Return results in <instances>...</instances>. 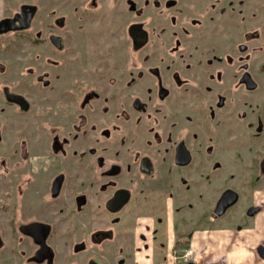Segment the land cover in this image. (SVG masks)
<instances>
[{"label":"rangeland","instance_id":"rangeland-1","mask_svg":"<svg viewBox=\"0 0 264 264\" xmlns=\"http://www.w3.org/2000/svg\"><path fill=\"white\" fill-rule=\"evenodd\" d=\"M162 1L125 0L123 19L114 6L113 29L104 18L98 20L100 24L93 16L77 19L70 10L74 3L66 4L68 11L55 15L62 20V26H57L55 32L43 33L63 37L62 51L48 41L29 46L24 39L8 56L18 66L11 74L12 79H1V91L2 83L10 84L28 96L35 107L27 113L4 105L1 109L2 144L12 142L11 126L12 131L18 129L14 139L18 144L16 157L0 167V198L17 210L18 217L15 220L18 232L12 235L8 224L12 210L0 211L1 264H9L13 259L14 264H24L20 261L31 252V242L19 232V224L29 221L27 190L35 189L33 197H42L55 173L71 177L75 173L72 162L80 154V147L89 146L92 137L98 135L88 132L90 109L86 107L82 113L83 118H88L80 129V134L88 129L85 142L79 147L76 142L64 146V162L59 156L34 161L32 184L26 187L30 161L27 162L25 151L28 156H41L54 136L65 139L71 132V120L66 115L72 112L78 90L66 82L73 77L80 79L89 93L100 94L111 77L109 93L115 96L124 93V187L133 192L123 211L124 264H186L183 257L189 248L193 250L189 260L205 264L206 255L211 257L217 249L218 231L236 225L248 227L250 221H260L258 215L243 216L241 222L237 221L236 216L251 204L245 196L222 216L217 214L215 205L223 190L248 195L249 189L264 187L251 186L248 178L252 159L259 161L264 152V130L258 135L260 120L264 126V0H176V6L170 9L163 7ZM87 10L91 11L88 7ZM79 23L84 26L77 29ZM30 51L39 52V61L48 58L50 67L45 70L48 76L39 74L49 79V91L36 84L35 76L28 83H13L18 78L24 81L21 68ZM218 56L223 58L221 62ZM104 68L107 74H103ZM243 71L257 84L254 89H247L240 81ZM104 77L107 79L102 80ZM161 86L167 90L166 98L158 95ZM44 92L54 96L62 93L63 103L68 107L46 115ZM135 99L145 103L146 111L132 106ZM119 108L112 110L113 119L117 118ZM199 118L201 123L197 121ZM43 120L46 126L50 124L52 132L47 131ZM249 120L257 123L256 128L245 127ZM242 134L245 139L240 137ZM253 136L258 139L248 141ZM181 139L192 150L194 159L183 169L177 168L172 160L174 143ZM144 156L154 161L152 176H143L139 170V159ZM107 166L110 167L109 163ZM89 172L90 168L81 170L80 176ZM71 183L69 180L64 185L65 190ZM15 185L20 187L16 190ZM5 191L14 197L4 196ZM103 196H94L93 201H100ZM62 226L69 228L66 223ZM207 235L211 236L209 243L213 247L204 251L202 243H206ZM181 248L186 250L183 252ZM84 253V256L91 254ZM177 253L183 256L174 261ZM112 257H105L103 263L108 264Z\"/></svg>","mask_w":264,"mask_h":264},{"label":"flooded vegetation","instance_id":"flooded-vegetation-1","mask_svg":"<svg viewBox=\"0 0 264 264\" xmlns=\"http://www.w3.org/2000/svg\"><path fill=\"white\" fill-rule=\"evenodd\" d=\"M72 2L74 5H71L70 10L76 13L75 17L77 19H82L83 16H93V18H96V23L100 24L98 20L100 21V19L104 18V22L109 24L111 29H113L112 16L114 6L119 10L121 19L125 16V0H0V57L1 55L3 57L7 56L3 59L0 58V85L2 78L12 79L11 74L18 64L8 56L12 54L11 52L17 50L16 46L21 45L24 39L27 40L29 46H33L34 44L37 46L48 41L51 42V45L55 49L63 50L65 42L63 37L57 34L46 36L43 33L55 32L54 30H56L57 26H62V20L55 17V15H61V12L65 14L68 11H66L65 5L72 4ZM176 4V0L162 1V6L166 9L176 6ZM87 7L91 11H88ZM59 21L60 23H58ZM122 25L125 27L124 22H122ZM83 26V23H79V28L77 29ZM39 59L40 55L38 51L36 53L30 51L28 57H26L24 67L21 68L24 81L18 78L13 81L14 85L19 82L28 83L33 81V76H35L36 84H41L42 87L47 88L49 91L50 81L49 79H44L41 74L46 77L48 76V72L45 70L47 66L50 67V63H48L47 57H44L43 61H39ZM217 59L218 62L223 60L221 56H218ZM105 69L103 70V74H107ZM105 78H102V80ZM110 79L111 77L104 83V89L101 88V90L103 89L101 94L98 91L89 93L88 87H83L82 81L78 78L73 77L67 81L66 85L69 84L73 87L72 89L78 90V93L75 95L77 99L74 107L71 108L72 112L66 115L69 116L72 126L68 138H60L59 135L57 137L54 136V140L52 139L49 145L44 148V154L41 156L31 153L28 156L27 151H25V158L27 162L30 161L26 175L29 182L26 187L30 188L32 184L31 175H33L32 172H34L35 167L33 166L34 161H40L42 158H45L44 161L48 159L54 160V158L59 156L64 162L66 153L64 146L67 144L73 145L72 143L76 142L77 144L79 143V147L85 142L88 129H84L82 134H80V129L88 117L83 118L82 110L86 109V107L90 109V118L86 122L89 127L88 132H98V135L92 137L93 139L89 146L85 148L80 147V154L72 162L74 163L75 173L71 174V177L68 178L65 177V174L55 173L51 177V183L48 188L43 190L42 197L34 198L32 193L35 189L27 190L29 197L27 201L30 204L27 206L29 221L19 224V232L21 237L25 236L28 238L32 249L30 253H27L25 259L20 261L24 264H104L103 259L111 255H114V257L108 259L110 261L108 264H124L125 215L123 211L124 207L131 202V194L133 192L129 188L124 187V93L121 95L116 94V96L109 93L111 87ZM239 79L246 85L247 89H254L257 86L254 80L250 78L249 73L245 71H243ZM2 85L4 86L2 87L3 91L0 88V118L2 117V105L14 108L13 111L19 110L24 113H27L33 106L35 107V104H33L28 96L10 87L12 85L6 83H2ZM65 91L63 92L65 93ZM158 95L166 98L168 95L167 90L161 86L158 90ZM42 100L45 101L46 115H48L47 113L51 114V112H58L68 107V105H64L63 103L65 101L62 93H57L54 96L50 92H44ZM144 104L139 99H135L132 106L140 111H146ZM198 105L202 107L201 103ZM116 107L120 108L116 110V113L118 112L117 118L113 119L115 115L112 110ZM250 111L252 110L250 109ZM7 113L8 115L10 114L9 110ZM73 116H75L74 121L72 120ZM253 116L257 117L254 113ZM200 118L197 119L198 123H201ZM12 120L10 118L9 123ZM46 120L41 122L44 123L47 131L52 132L51 127H49L50 124L45 125ZM255 123H252L251 120L246 121L245 127L256 128L257 123ZM37 124H40L39 121ZM9 129L13 133L12 142L9 145L2 144V130L0 129V167L2 168L6 162L12 158L15 159L18 147L17 142L14 140L18 134V129L13 128L15 131H12V126ZM263 130V122L260 120L258 135ZM243 136L242 134L240 137L244 138ZM254 139L257 140L258 138L253 136L248 141ZM173 147L172 160L177 168L183 169L193 163V152L186 145L184 139L175 141ZM260 157V160L257 162L254 158L252 159V162H254L251 168L252 172L248 176L251 186L252 184L264 186V152ZM113 160L118 163L116 164ZM12 163L15 165L16 161ZM17 163L19 164L20 162L17 161ZM108 163L110 165L109 168L108 166L106 167ZM86 168H90L91 172L80 176V171L86 170ZM154 168V161L150 157H140L139 170L143 176H152ZM69 180L72 183L70 184V188L65 190L64 185ZM17 187L19 188L20 186L15 185L14 188L16 189ZM125 189L129 191L126 203L124 200ZM11 194V192L5 191L4 196H10ZM100 194H104L103 198L100 201L94 199L96 201L94 202V196ZM12 196L14 197V194ZM242 196H245L244 199L251 204L236 216L237 221L241 222L243 216L255 218L258 215L261 222V217L264 216V187L260 188V190L249 189L248 195H241L236 190H223L215 205L217 214L222 216L236 202H242ZM1 199L0 211L2 210L3 213L6 210H12L10 211L8 224L13 235V232H18L15 229V224L17 223L15 220L18 219L16 216L17 210L12 205H8L7 203L9 202L6 200L2 201ZM213 215L215 216L216 214ZM65 223L69 228L62 226ZM250 223L255 226L258 221L255 223L254 220L253 222L250 221ZM236 227L245 226L236 225ZM18 237L16 234V239ZM258 249L259 254L263 257L264 245H258ZM185 250L181 248V251L184 252ZM86 251H89L91 254L84 256L86 254L84 252ZM178 256H180L179 253L175 254L173 260L175 261ZM11 261L9 264H14L15 260Z\"/></svg>","mask_w":264,"mask_h":264},{"label":"crops","instance_id":"crops-1","mask_svg":"<svg viewBox=\"0 0 264 264\" xmlns=\"http://www.w3.org/2000/svg\"><path fill=\"white\" fill-rule=\"evenodd\" d=\"M259 222L255 226L231 227L218 231L219 237L215 244L217 249L211 257L206 255L208 258L205 264H264V256L259 254L258 249V245H264V216ZM210 239L211 236L208 235L204 239L206 242L202 243L204 251H208L209 246L213 247V243H209ZM196 250L200 254L199 250ZM210 253L209 251L208 254Z\"/></svg>","mask_w":264,"mask_h":264},{"label":"built area","instance_id":"built-area-1","mask_svg":"<svg viewBox=\"0 0 264 264\" xmlns=\"http://www.w3.org/2000/svg\"><path fill=\"white\" fill-rule=\"evenodd\" d=\"M192 251H193V250L189 248L188 252H187L186 255L183 257V260H184V261H188V260H189V255H190V253H192ZM188 253H189V254H188Z\"/></svg>","mask_w":264,"mask_h":264},{"label":"water","instance_id":"water-1","mask_svg":"<svg viewBox=\"0 0 264 264\" xmlns=\"http://www.w3.org/2000/svg\"><path fill=\"white\" fill-rule=\"evenodd\" d=\"M128 194H129V191L125 189V194H124V200H125V203L127 202ZM261 254H262V253H261ZM186 264H195V263H186Z\"/></svg>","mask_w":264,"mask_h":264}]
</instances>
